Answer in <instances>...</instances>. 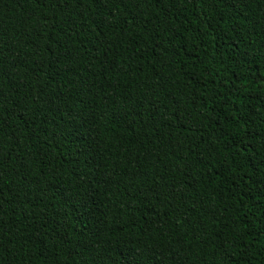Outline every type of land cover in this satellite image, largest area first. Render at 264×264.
Returning <instances> with one entry per match:
<instances>
[{
    "label": "trees",
    "instance_id": "1",
    "mask_svg": "<svg viewBox=\"0 0 264 264\" xmlns=\"http://www.w3.org/2000/svg\"><path fill=\"white\" fill-rule=\"evenodd\" d=\"M0 264H264V0H0Z\"/></svg>",
    "mask_w": 264,
    "mask_h": 264
}]
</instances>
